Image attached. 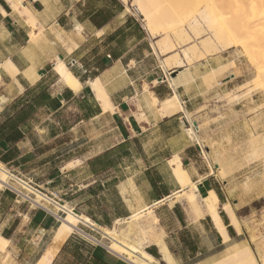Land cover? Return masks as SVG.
<instances>
[{
  "label": "crops",
  "instance_id": "crops-1",
  "mask_svg": "<svg viewBox=\"0 0 264 264\" xmlns=\"http://www.w3.org/2000/svg\"><path fill=\"white\" fill-rule=\"evenodd\" d=\"M131 4L0 0V163L45 196L41 204L52 213L1 190L7 245L0 264L39 261L65 217L54 204L98 230L78 223L50 264H130L108 249L99 229H116L163 264L156 238L175 264H213L245 247L234 203L249 177L264 171V95L242 97V65L226 55L177 64L169 38L156 45L154 36L181 29L143 21L144 28ZM59 64L79 89L64 83ZM175 96L183 111L163 114ZM173 158L198 194L182 189ZM210 192L226 239L201 200ZM141 211L144 237L132 219ZM259 259L264 264V247Z\"/></svg>",
  "mask_w": 264,
  "mask_h": 264
},
{
  "label": "bare ground",
  "instance_id": "bare-ground-1",
  "mask_svg": "<svg viewBox=\"0 0 264 264\" xmlns=\"http://www.w3.org/2000/svg\"><path fill=\"white\" fill-rule=\"evenodd\" d=\"M127 7V0H120ZM207 6L204 11L198 14L197 19H195L196 25H212L215 24L216 20L222 22L225 25L226 29H223L218 32V35L223 36L227 33H230L234 39L233 42L227 44L228 47L232 45H240L244 50H248L250 48H254L256 51V59H259V63L257 65V70L259 72V76L264 77V0H206ZM10 2V1H9ZM201 0H182L180 6V20L171 23V25H161L163 26L160 29L167 30L173 29L178 25H181L183 21H185L192 13L195 11L197 14ZM132 8L137 13V15L144 21L147 26L152 27L157 20L154 12V6L152 4V0H133ZM135 13V14H136ZM216 25V24H215ZM202 31V30H201ZM189 56H187V59ZM182 62L177 59V64H181ZM168 64V63H167ZM58 71L63 72V81L69 87L77 90L80 85L77 80L72 77V75L65 71L64 65L59 64L57 66ZM264 79V78H263ZM264 81V80H263ZM93 86V85H91ZM93 88V87H92ZM94 89V88H93ZM96 90V89H95ZM99 90V88H98ZM104 97V96H103ZM104 99V98H103ZM106 101V100H105ZM156 102V101H155ZM163 114L172 113L174 111H183V107L180 105L178 98L175 96L172 100L166 101L162 104L161 110ZM186 112V111H185ZM187 116V114H186ZM189 116V115H188ZM187 116V120L189 121L192 128H189L190 136L199 143V136L196 135L194 126ZM201 144V143H199ZM170 166L173 167L174 173H176L179 178L182 180V189L190 188L193 192H196V187L192 184L185 171L182 170L179 160L177 158H173L170 160ZM10 180H13L15 183L20 184L18 178L12 176L8 170L0 163V190L3 188H16L13 184H11ZM21 185V184H20ZM33 196L31 202L34 205L39 206L40 208L45 209L41 201L47 198L42 196L37 192H30ZM198 194V193H197ZM205 206L207 207L209 215L212 217L213 223L217 227L220 234L226 239L225 236V228L221 223L220 217L218 215L217 209V198L214 193L210 192L209 196L206 198H201ZM51 203V201H49ZM55 208L59 211H63L65 213V217L61 219V223L56 230L53 239L52 246L48 247L46 252L42 255L39 261L36 264H50L54 253L56 251V245H59L65 241V239L75 231L78 223H84L94 227L98 230L97 226L92 224L90 220L83 219L80 216L74 215L70 210L66 207H62L59 205H55ZM227 212L231 224L239 231V224L233 214L232 209L229 206L224 207ZM50 214H52L49 210L45 209ZM142 211L137 213L132 217V219H141ZM130 221V219H129ZM103 239L109 241L108 249L112 251L114 254L129 262L130 264H161L152 257L147 252L143 251L138 246H135L131 243L124 241L123 239H118L117 230H100ZM154 241L162 254V259L164 260V264H175L171 255L168 253L166 247L162 243V241L158 238L152 240ZM7 245V241L0 237V252L5 250ZM234 261V264H258L252 251L245 246L241 249L236 250L231 255L226 258L219 260L213 264H230Z\"/></svg>",
  "mask_w": 264,
  "mask_h": 264
},
{
  "label": "rangeland",
  "instance_id": "rangeland-1",
  "mask_svg": "<svg viewBox=\"0 0 264 264\" xmlns=\"http://www.w3.org/2000/svg\"><path fill=\"white\" fill-rule=\"evenodd\" d=\"M181 1L182 0H152L155 16L157 17V20L155 21V24L152 25V27L154 29H159L163 27L161 25H171V23L177 21V19L180 20ZM132 2V0H129V5ZM206 6L207 1L201 0V3L197 8V10H199L198 13L196 14L195 11H192L191 15L185 21H183L181 25L177 26L179 29H181L179 33H174V35H172V33H157L154 36L156 37L155 40L160 41L156 43V45L161 44L166 39V37H168L170 48H172V50H174L176 53L175 56L178 59L182 57L187 64H193L195 61L204 60L208 57L216 55H226L230 61L238 60L242 65V70L238 72L242 75V78L238 81V85L242 84V86L239 88V90H242V93H244L242 94V97H248L251 92H260L264 95V77L261 78L257 70V65L260 60H255V49L249 47L248 50H244L240 45L237 44H230L231 47H228L227 44L233 42L234 39L230 33H227L223 36L218 35L219 31L226 29L225 25H223L218 19L215 22L216 25H205L204 23L202 25H196L195 19H197L200 12L202 13L204 11ZM128 11L142 23L144 28H146L142 19L137 14H135V12L130 7ZM155 40L152 39V42H155ZM171 44H173V46ZM187 56H189L188 59ZM233 98L237 99V96ZM189 119L191 120L190 117ZM261 124H264V118L261 120ZM189 128L192 127L188 121V129ZM250 150L256 153V142H250ZM256 158L257 154H255L253 159ZM256 176L257 177L255 179L249 177V181L245 183V185L243 184L245 188L243 190L237 191V193L240 195V198L236 199L234 204H240L238 205L239 211L236 213L234 207V212L240 221V233H243L244 238L246 239L245 246H247L250 251H252L255 259L260 261L259 254L264 247V171H260L256 174ZM10 182L16 188H18L13 180H10ZM1 190L8 191V188H3ZM188 190L193 192L190 188H188ZM182 197H186V195H182ZM135 221L138 225V235L144 237L141 228V223L144 222V219H135ZM115 236L118 239H123L118 234ZM123 240L130 243L125 239ZM102 241L107 243V241L104 239H102ZM96 244L98 245L100 243ZM101 246L103 247V245ZM156 260L163 264L160 259ZM230 264H234V261Z\"/></svg>",
  "mask_w": 264,
  "mask_h": 264
},
{
  "label": "built area",
  "instance_id": "built-area-1",
  "mask_svg": "<svg viewBox=\"0 0 264 264\" xmlns=\"http://www.w3.org/2000/svg\"><path fill=\"white\" fill-rule=\"evenodd\" d=\"M13 176V175H12ZM20 184H18V188H8V191H10L11 193H13L16 197H20L22 199H24L25 201L31 202V199L33 197V195L30 192V190L33 192H37L36 190H33L29 185H27L26 183L20 181ZM39 193V192H37ZM45 197V196H44ZM31 198V199H30ZM32 203V202H31ZM33 204V203H32ZM36 207H39L37 205H35Z\"/></svg>",
  "mask_w": 264,
  "mask_h": 264
}]
</instances>
